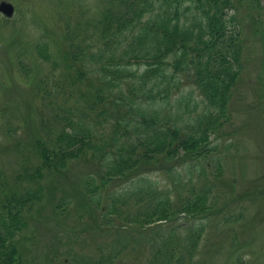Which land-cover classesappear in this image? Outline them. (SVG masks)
Instances as JSON below:
<instances>
[{
	"label": "rangeland",
	"instance_id": "1",
	"mask_svg": "<svg viewBox=\"0 0 264 264\" xmlns=\"http://www.w3.org/2000/svg\"><path fill=\"white\" fill-rule=\"evenodd\" d=\"M0 1L14 6L11 17L0 13V182H6L22 168L37 167V143L47 127L58 128L33 79L54 73L50 62L59 47L69 54L65 29L98 16L107 0ZM230 1L220 0L218 11L204 9L207 2L192 11L200 20L208 10L230 32L226 86L216 77L210 80L216 85L202 90L183 85L171 98L175 122L168 132L169 124L146 121L155 112L149 105L146 118L139 115L135 98L145 94V82L131 75L126 87L116 86L102 117H90L84 135L66 148L74 155L55 174L44 170L40 188L28 184L40 201L26 214L29 228L16 236L21 250L14 264H161L164 235L174 229L182 241L196 228L204 229L202 237L183 243L188 249L179 264H264V0ZM126 88L135 91L132 98L122 95ZM179 100L184 108L177 112ZM198 137L197 145L187 144ZM117 140L133 143L118 150ZM95 144L120 160L145 148L154 158L139 169L146 161L161 167L134 176L109 173L110 160L91 154ZM194 194L208 202L203 214L181 210ZM164 196L172 211L155 221L145 210L157 211Z\"/></svg>",
	"mask_w": 264,
	"mask_h": 264
},
{
	"label": "trees",
	"instance_id": "2",
	"mask_svg": "<svg viewBox=\"0 0 264 264\" xmlns=\"http://www.w3.org/2000/svg\"><path fill=\"white\" fill-rule=\"evenodd\" d=\"M204 2H207L205 8ZM224 3L228 5L231 1L225 0ZM219 5L220 0H107L106 7L98 16L82 24L76 19L65 29L63 39L69 54L66 55L59 47L58 57L50 62L54 73L48 79H33L34 90L40 94L43 104L54 110L58 128L47 127L43 140L37 143L39 160L35 169L22 168L8 181L0 182V264L15 263L14 258L21 250L15 242L16 236L22 229L29 228L26 214L32 213L34 203L40 201L28 184L36 182L35 189L40 188L44 170L55 174L68 157L74 155L66 148L84 135V125L90 117H102L106 112L105 101L110 100L116 86L126 87V78L134 76L137 81L147 84L145 94L135 98L141 106L139 115L146 118L144 107L149 105L155 112H151L154 114L146 121L159 122L161 127L169 124L166 132L175 122L174 115L168 113L171 98L183 85L194 84L202 90L200 86L206 89V85H216L210 81L216 77L222 87L226 86V73H229V67L232 68L226 52L230 32L224 26L219 27L224 20L217 19L216 15L209 16L208 10L200 14L202 21L192 14L200 8L218 11ZM120 9L124 11L120 13ZM90 23L98 28L87 29ZM182 65L183 70L180 69ZM134 92L127 89L121 93L132 98ZM176 103L174 109L179 112L184 107L181 100ZM203 137L201 140L200 137L189 140L187 144L197 145ZM152 140L150 138L146 142ZM132 143L130 140H117L112 146L118 145L120 150ZM90 149L93 156L110 160L105 169L112 174L119 172L134 176L142 169L161 167V163L153 165V161L150 164L146 161L147 166L139 169L145 158H154V154L145 148L129 152L126 160H120L99 144ZM79 158L83 160L84 156L81 154ZM157 202V211H145L155 221H166L172 211L170 198L159 197ZM207 204L201 194H194L181 210L192 213L201 210L203 214ZM112 212L109 209L108 213ZM203 230L193 229L182 241L177 240L174 229L170 230L161 243L165 256L160 263L179 264L183 257L181 251L188 249L184 244L189 243V238H201ZM161 250L158 249L159 252Z\"/></svg>",
	"mask_w": 264,
	"mask_h": 264
},
{
	"label": "water",
	"instance_id": "3",
	"mask_svg": "<svg viewBox=\"0 0 264 264\" xmlns=\"http://www.w3.org/2000/svg\"><path fill=\"white\" fill-rule=\"evenodd\" d=\"M0 11L5 13L6 16H11V14L13 12V6L9 2L1 1L0 2Z\"/></svg>",
	"mask_w": 264,
	"mask_h": 264
},
{
	"label": "bare ground",
	"instance_id": "4",
	"mask_svg": "<svg viewBox=\"0 0 264 264\" xmlns=\"http://www.w3.org/2000/svg\"><path fill=\"white\" fill-rule=\"evenodd\" d=\"M37 43V42H36ZM45 46V45H44ZM38 90V89H37ZM40 140V139H39ZM30 205H31V203H30Z\"/></svg>",
	"mask_w": 264,
	"mask_h": 264
}]
</instances>
